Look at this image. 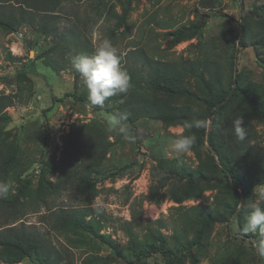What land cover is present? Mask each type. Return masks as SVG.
<instances>
[{"label":"rangeland","instance_id":"374dc122","mask_svg":"<svg viewBox=\"0 0 264 264\" xmlns=\"http://www.w3.org/2000/svg\"><path fill=\"white\" fill-rule=\"evenodd\" d=\"M8 1L0 7L15 18L23 11L35 24H44L46 32L25 22L10 31L0 27V94L16 98L5 110L7 118H0L5 154L0 181L12 184L9 199L19 197L11 213L6 202L0 203V223H24L43 235L54 256L62 258L59 264H264V256L251 244L258 235L243 231L256 199L254 189L264 185V117L240 95L264 106V45L259 43L264 39V0H243V9L237 0H27L21 8ZM242 18L246 27L240 45ZM105 39L117 48L124 67H142L144 76L152 73L149 64H168L172 74L144 82V93L159 106L181 108L189 120L205 115L203 73L216 93L215 79L228 83L239 72L244 92L217 113L215 121L207 118V128L189 132L182 123L150 117L126 123L135 137L129 142L107 130L109 113L91 111L71 97L55 99L82 89L83 79H76L80 74L72 60L93 55ZM190 60L199 70L179 74L180 64ZM73 114L80 117L71 121ZM241 117L243 142L233 128V120ZM92 121L100 124L113 146L100 173H92L87 181L98 190L87 202L77 193L80 153L65 140L73 124ZM197 130L202 138H196L189 151L174 150L177 137ZM210 133L216 144H227L233 170L246 184L244 210L231 217L230 226L226 219L233 190L218 156L215 162L209 157ZM85 205L87 221L96 218L102 225L99 234L88 229L62 234L52 228L50 214L55 210ZM205 212L218 221L200 247L185 248ZM98 221H92L94 229ZM152 244L164 246L167 255H137ZM16 256L14 250L0 247V264H41L36 255L12 261Z\"/></svg>","mask_w":264,"mask_h":264},{"label":"trees","instance_id":"16d2710c","mask_svg":"<svg viewBox=\"0 0 264 264\" xmlns=\"http://www.w3.org/2000/svg\"><path fill=\"white\" fill-rule=\"evenodd\" d=\"M6 0H0V5H3ZM33 1V0H31ZM49 1L56 2L57 0H36L37 3H46ZM241 9H243V0H237ZM17 4L20 8L23 7L25 3H28L27 0H9L8 3ZM39 8V6H37ZM19 17L12 16L11 12L0 7V27L4 30L10 31L14 29L15 26L21 25L23 22L32 24L35 27H40L41 24H35L32 17H24L22 14ZM24 19V20H22ZM241 35L240 45H242L243 37L245 35V20L242 18L240 21ZM39 31L46 32V26L43 24L40 28H37ZM259 43L264 45V39L260 40ZM11 58V57H10ZM121 68L127 72L130 77L128 90L124 93H119L112 97L106 99L103 108L100 106L92 105L88 101V90L83 83L81 90H75L73 92H67L63 97H56L57 101L63 100L66 97H71L76 102L82 103L87 108L90 107L91 111H104L109 114L116 113H126L127 121L131 125L134 122L142 117L150 118H162L168 122L172 123H184V121L189 120L187 114L181 108L168 109L167 107L159 106L154 102H151L146 98L144 93L145 89L143 84L146 86V83L154 81V83L160 78L165 77L168 74H172L171 68L168 64H165L160 61H155L152 64H149V69L152 73H149L148 76H144L140 68H135L132 66L130 68L124 67L120 63ZM199 70V65H195L193 61L185 62L183 65L180 64L179 74H195ZM178 71V70H177ZM175 71V72H177ZM20 73V72H19ZM203 73V72H202ZM204 74V73H203ZM201 75L202 80L205 82L204 89L207 91L208 100H206V111L205 115L201 118L203 120L214 119L217 113H221L226 109L230 103L236 98L240 93H243L244 90L241 86V74L237 72L235 76L232 74L229 78L228 83H221L220 80L215 79L216 85L218 86L219 91L214 93L211 89L210 82ZM19 76V74H18ZM171 77V76H170ZM83 79L80 75L76 79ZM154 78V79H153ZM147 84V85H148ZM187 93L186 90H180L178 93ZM245 98L249 105L254 108L257 113L264 117V106L260 103H257L256 100L248 101L245 95L240 94ZM15 96L8 94H0V118H7L6 108L13 106L15 103ZM196 138L200 137V132L195 131ZM209 138V157L215 162L216 155L218 156V163L221 166V171L224 173L226 179L228 180L227 185L231 190H233L234 201L232 206L229 208V216L227 217V224L230 226L231 217L241 214L245 207V192L246 184L243 183L242 178L233 170V163H235L231 158L226 148V143H217L215 138L211 135ZM66 146L72 145L74 152H79L80 156V173L82 177L80 180V185H78V195L87 202L92 201L98 193L96 184L94 182H87L92 173H100V168L105 157L109 153L111 147L113 146L112 142L107 138L104 133L103 128L99 123L92 121L89 123L82 124H73L70 132L66 137ZM68 148L64 149V154L67 153ZM214 151V153H213ZM3 150L0 148V163L3 162L5 154L2 156ZM224 154V156L222 155ZM5 165L3 166V168ZM1 168V165H0ZM188 183L190 188L195 189V183L192 177H189ZM19 201V197L16 196L13 199L8 197L1 200V204L6 202V207L9 210V213L16 207L15 203ZM88 207L85 205L83 208L78 207H60L55 210L51 217V226L54 230L62 234H68L69 232L79 230V229H88L99 234V230L102 225L99 223L96 218H92V221H98V228L94 229L92 221H87L86 216L88 212ZM12 209V210H11ZM201 225L194 230L193 240L187 241L185 248L195 249L200 247L204 237L209 233L212 225L218 221L216 217L212 214L205 212L201 216ZM234 220V218L232 219ZM9 222L0 223V247L14 250L17 252L18 256L13 257V260H18L25 256L36 255L41 264H59L62 258L54 256L51 252V248L47 244L45 237L40 235L38 232L27 228L24 223L20 227L8 226ZM128 235L130 236L133 246L134 238L133 231L128 230ZM252 244V242H251ZM188 250V251H190ZM153 253H160L167 255V251L164 246H155L154 244L147 246L137 255L142 257L151 256ZM194 263L197 264L196 260ZM16 264V263H13ZM85 264H92L89 260L85 261Z\"/></svg>","mask_w":264,"mask_h":264},{"label":"clouds","instance_id":"9594fccd","mask_svg":"<svg viewBox=\"0 0 264 264\" xmlns=\"http://www.w3.org/2000/svg\"><path fill=\"white\" fill-rule=\"evenodd\" d=\"M72 68L83 78L88 90V101L92 105L103 108L106 99L124 93L128 90L130 77L120 66V56L112 41L105 39L95 49L91 56H78L72 60ZM107 130L122 135L129 142L135 137L130 134L126 124L127 114L116 113L107 116ZM208 121L203 119L186 120L183 128L191 132L193 128H207ZM233 128L238 141L246 139L243 118L233 120ZM196 141L195 134L181 135L173 141V148L177 152H187ZM10 190H14L10 182L0 181V197H7ZM255 200L249 206L250 211L243 225L245 233L258 235L252 241L257 254L264 256V185H257L254 189Z\"/></svg>","mask_w":264,"mask_h":264},{"label":"built area","instance_id":"2783aa9c","mask_svg":"<svg viewBox=\"0 0 264 264\" xmlns=\"http://www.w3.org/2000/svg\"><path fill=\"white\" fill-rule=\"evenodd\" d=\"M88 108L90 109V107H88ZM77 117H80V116L78 114H73L71 121H75V119H77Z\"/></svg>","mask_w":264,"mask_h":264}]
</instances>
